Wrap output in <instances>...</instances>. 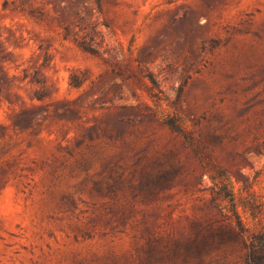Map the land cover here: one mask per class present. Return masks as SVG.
<instances>
[{"label": "rangeland", "instance_id": "1", "mask_svg": "<svg viewBox=\"0 0 264 264\" xmlns=\"http://www.w3.org/2000/svg\"><path fill=\"white\" fill-rule=\"evenodd\" d=\"M259 234L264 0H0V264H244Z\"/></svg>", "mask_w": 264, "mask_h": 264}, {"label": "trees", "instance_id": "2", "mask_svg": "<svg viewBox=\"0 0 264 264\" xmlns=\"http://www.w3.org/2000/svg\"><path fill=\"white\" fill-rule=\"evenodd\" d=\"M31 16L34 18H40L41 14H33L34 12H30ZM86 50L88 51H92L94 52L95 50L92 49L89 46H85L84 47ZM134 77H137L138 79H140L137 74H132ZM150 81L152 82L153 85H156V81L153 78H150ZM8 83V77H7V73H5V84ZM40 83V81L38 82ZM83 83V80L79 79V76L76 74H72L70 75V80H69V84L71 86H81V84ZM37 99H40L41 96H35ZM127 108H137V107H133V106H129ZM149 116L160 120L162 123L166 124L172 131H176L180 134H182L185 139H188V141L192 142V138L190 136L187 137V135L185 134V132L183 131V128L181 126L180 120L178 117H176L175 115L170 116V115H165L161 114L160 112H158L157 110L152 109L151 107H146ZM19 116H21L22 118V122H24L26 125H30L33 121H34V117L31 116L30 114H28V112L23 109L21 112L18 113ZM175 174V171L171 172L169 175H173ZM168 178H163L162 180H159L157 178H155V180L151 181V185L153 187H163V185L168 184ZM217 190L216 192L218 194H222L223 193V188H225V186H222L221 188L218 187L217 185H215ZM222 191V192H221ZM245 245L248 248V251L245 254V258H244V264H264V248H260V246H262L264 244V234H259L258 236H254L249 242H247L246 240H244Z\"/></svg>", "mask_w": 264, "mask_h": 264}]
</instances>
